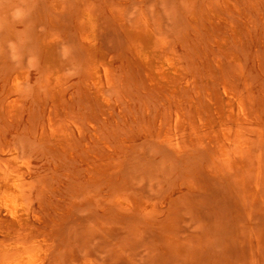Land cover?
<instances>
[{
    "label": "rangeland",
    "instance_id": "obj_1",
    "mask_svg": "<svg viewBox=\"0 0 264 264\" xmlns=\"http://www.w3.org/2000/svg\"><path fill=\"white\" fill-rule=\"evenodd\" d=\"M231 1L229 7L224 0H0V146L7 141L15 151L19 148V161L31 166L33 220L46 227L38 237L44 264H264V0ZM211 6L218 12L231 11L225 16L235 27L219 21L218 14L212 19ZM82 8L94 14L99 54L112 62L116 78L106 84L107 101L96 106V114L83 93L92 57L80 43L77 25ZM195 12H203L202 19ZM145 19L159 34L162 29L161 39L174 37L177 44L167 41L176 45L191 72L199 69V77L217 67V47L208 36L211 26L218 38L230 42L231 54L239 57L243 68L229 54L224 56L227 73L242 72V83L248 78L250 97L249 120L241 126L242 145L232 144L228 155L205 135L177 138L157 132L152 115L160 98L145 89L128 64L126 28ZM198 22L203 23L197 26ZM43 41L56 51L61 105L64 101L62 107L76 115L69 112L77 124L74 140L58 152L39 133L47 118L40 101L45 97ZM17 97L22 98L21 105L8 111L7 104ZM89 111L95 114L93 121ZM13 112L22 115L13 119ZM86 148L108 156L107 162H99L101 170L96 168L98 179L91 175ZM87 183L96 202L86 199L87 193L92 197L88 189L85 195L80 189ZM74 191L82 192L86 200ZM83 201L94 205L89 202V208ZM66 208L75 209V215L70 210L64 216ZM56 221L61 229L50 225ZM46 247L54 251L55 260Z\"/></svg>",
    "mask_w": 264,
    "mask_h": 264
},
{
    "label": "bare ground",
    "instance_id": "obj_2",
    "mask_svg": "<svg viewBox=\"0 0 264 264\" xmlns=\"http://www.w3.org/2000/svg\"><path fill=\"white\" fill-rule=\"evenodd\" d=\"M224 1L229 4V7L232 6L231 0H224ZM214 7L211 6L209 9V13H210L211 18H212V15L218 14L219 21H221L225 24H229L232 28L235 27V23L233 22V20L227 19L225 16L226 13L229 14V13H231V11L218 12V8L216 10V8H214ZM222 9L220 8L219 11H221ZM195 14H197V13L195 12ZM199 14H201V16H203V12H201ZM199 14H197V16L201 17ZM197 16L195 15L193 17H197ZM200 19H202V17ZM200 19H198V21L201 22ZM204 20H205V18H204ZM214 21H216V20H214ZM189 23L192 26L191 22H189ZM198 23H197V26L202 25V23H201V25H200V23L198 25ZM216 23H218V22L216 21ZM194 24H195L194 26L196 27V23H194ZM204 26H205V23H204ZM77 27L81 31L80 43L83 46L84 50L92 57V59L90 60V67L88 70V75L84 79V91H83V93H84L85 97H87L90 100V104L92 106V109H89V108L88 109L93 110L96 114V106L101 105L102 103L107 101V99L105 98V91L107 89V88H105L106 84L107 83L110 84L112 81L116 82V78H114V74L112 71V62H110L109 60L107 61L103 54H101V55L99 54L98 43H97L96 37H95V33H96L95 17H94L93 12L90 9H88V8H82L81 9V11L79 13V22H78ZM211 27H212V30L211 29L208 30V33H209L208 36H209V40H212L215 43L214 44L211 41L213 43V45H216V47H217L216 48L217 52L214 51L215 56L217 55L216 56V59H217V67L216 68L217 69L215 68V65H214V68H215L214 72L212 73L210 70H208V71H210L209 75L207 74L208 76H205L206 74H204L203 77L202 76L199 77L200 75L196 74L197 71L199 70L198 69L196 71V69L198 67L200 68V66H198V65H197V68H196V66H194V69L196 68L195 69L196 73L193 71L191 72L189 70V69H191V67L188 66L190 64H188V65L186 64L185 59L181 56L179 51L176 49V47H175L176 45H173L171 43V42H174L172 40L174 37L172 39H170L168 37L169 40H171V42L170 41L168 42L167 41L168 38L166 40L165 39L166 36L164 37L163 35H162L163 39H161L160 35L163 33L162 29L159 27L161 29L160 30L161 34H159L155 24L153 22H151L150 20H146V19L143 20L140 24H138L136 26L126 28V33H127L128 38H129V42H128V64L132 67L131 70L132 71L134 70L133 71L134 74H135V72H136V74L138 73L137 77H140L143 85L145 86V89H148L149 92L152 93V95L153 94L156 95L158 97V99L160 98L159 99L161 101L160 104L159 105L154 104L155 107H156V105H158V106L155 109V114L153 113V115H152L154 117L153 122H154V126L156 127L157 132H165V133H169V134L171 133V134L175 135L177 138H179V137L194 138V137L199 136V135H205L210 144H215L216 146L220 147V149H222L224 154L228 155L229 147L232 146V144L238 143V144L242 145L241 126L249 120L246 108H247V104H248L249 97H250V85L247 81L248 78H246V80H244L243 83L241 82L242 72L237 73L235 71L236 68H237L236 70L238 71L239 67H241V68H243V67L240 64L239 57L234 53L231 54V51H234V50L230 46V42L225 38H218L216 36L215 26L213 25ZM211 27H209V28H211ZM192 29H196V28H193V26H192ZM171 34H174V33H171ZM176 34H178V33H176ZM207 39H208V37H207ZM174 43H176V42H174ZM181 43L183 44V42H181ZM208 44H207V47L210 48L212 46V44L210 46H208ZM205 46H204V48H206ZM212 49H214V48H212ZM212 49H211V52H213ZM42 52L44 53V56H45L44 57V66L46 68L45 77L42 81V88L44 89L45 97L40 99V101L44 104V108L46 109V112H47V118L45 121L43 120L44 123L40 124L42 126H41V129L39 128L40 129L39 133H40L41 140L46 141L47 142L46 144L49 143L50 146L55 148L56 151L58 152L61 149L64 150L65 148H68V146L71 144L72 139L74 140L73 137L77 131L76 130L77 124L75 125L73 120L69 117V116L73 115L71 110L69 111L68 109L62 107V106H64L63 100H62L63 105H61L62 103H61V98L59 96L60 90H59V85H58V82H59L58 69L59 68H58L57 56H56V51L54 49V46L51 45V43H48V41H43ZM207 53H208V51H207ZM229 54L231 56L230 59H232L233 61H235L237 64L240 65L239 67H236L237 65L235 63L236 68H233L234 69L233 72H235L237 74H234V75H232V74L230 75L227 73L228 71L226 68V64H225L226 62H225L224 56H228ZM205 57H207V56H205ZM211 60L215 61L214 55H213V59H211ZM227 60H229V58ZM211 63L213 65V61H211ZM232 64L234 65L233 62H232ZM232 66H230V67H232ZM206 67L207 66H205V68ZM230 72H231V70H230ZM134 74L132 73L133 78L136 76V75L134 76ZM137 77L135 79H138ZM202 78H205L206 81L202 80ZM113 79H115V81ZM18 88H19V86H18ZM18 90L15 92H18ZM7 95L9 96V93H7ZM19 97H22V96H19ZM19 97H17L16 99H18ZM16 99H15V102L13 101L12 103H10L12 101V100H10V102L7 104L8 111L11 112L14 109H16L17 105H19V104L21 105L19 100L22 98H20L18 100H16ZM24 99H25V96H24ZM48 100L52 103V104H50V106H46V105H48L47 104ZM66 104L68 105V107H70L67 102H66ZM73 104H72V106H74ZM79 109H81V108H79ZM44 111L45 110H43L42 112H44ZM69 112L72 113V115H70ZM75 112H77V109ZM78 112L76 113L77 117H78V115L80 116V114ZM90 112L91 111H89V113ZM20 113L16 115L13 112L12 115L14 114L13 116H15V117H12V115H9V117L11 116L14 119L18 115L21 116L22 114H20ZM80 113H82V112H80ZM84 113H86V110L84 111ZM92 114L90 113L89 119L91 118L93 121V118L91 117ZM95 114H93V115H95ZM148 114H150V112ZM7 115H8V112H7ZM87 115H88V113H87ZM41 116H43V115H41ZM150 116H151V114H150ZM44 117H45V114H44ZM74 117H76V115L75 116L73 115V118ZM82 117H83V115H82ZM79 118H81V117H78V119ZM84 118H86V115L84 116ZM80 120H82V118ZM80 120H78V121H80ZM85 121H87V120L86 119L83 120V123H85L84 126H85V130H86V128H87L86 123L87 122H85ZM83 123H82V121L80 122V124L78 122L79 127L77 126L78 130L81 132V134L79 133L81 136L84 133L83 132L84 129L82 128L83 126L80 127V125H82ZM90 125H92V124H90ZM37 127H38V125H37ZM77 136H78V134H77ZM81 138H84V137H81ZM102 139L103 138H101V136H100V140H102ZM4 140H6V137L4 138ZM78 143H80V142H78ZM1 144H2V142H1ZM73 144L75 145V143H73ZM78 146H80V145H78ZM100 146H102V145H100ZM12 147H14V146H10L7 141H5V143L2 146H0V235H1V239H0V264H44V262H43L44 259L42 258V256L44 255L43 247H42V241H40L38 239V237L41 235V233H43V231L46 229V227L42 225L43 223L37 224L33 220V218H34L33 217V213H34L33 205H34V202H36V201L33 200L31 197L32 188H33V184H34L33 183L34 181H32V182L29 181V173L32 174L31 170H30L31 166L29 167L28 165H24L23 163H21L20 161L22 158L19 161V155H20L19 150H18L19 148L16 149L17 151H15L14 150L15 148H12ZM15 147H17V146H15ZM73 148H75V147L73 146ZM50 150L53 151L54 149L53 150L50 149ZM75 150H76V148H75ZM86 150H87V153L89 155L87 157V159L89 161L88 162L89 168L91 169V172H92L91 175L96 176L94 178H97L98 176L95 175L97 173L96 168H98V169L102 168L101 165L99 164V162H105V161L107 162L108 156H106V154H103V153L99 154V152H98L99 150L98 151L95 150L94 152L91 151L90 148H86ZM103 150H105V149H103ZM105 151H107V150H105ZM17 152L19 153V155ZM57 152H54V153H57ZM107 153H108V151H107ZM21 155H20V157H21ZM23 161H25V159ZM103 166H105V165L103 164ZM105 169L103 171H105ZM107 174L105 173V176ZM78 175H76V176H78ZM99 176L101 177V174ZM100 177H98V178H100ZM106 178L108 180V177H106ZM105 179L103 180V182L105 181L108 184L107 180H105ZM93 181L95 182L96 179L92 180V182ZM35 183H37V182H35ZM88 183H90V181ZM88 183L86 184L87 185L86 187L84 185L85 188L83 187V190H82V188H80L82 192L85 190L83 192V195L86 194L85 192L87 189L88 190L90 189V188H87L89 186ZM93 186H95V183ZM102 186H104V184ZM74 189H75V187H74ZM82 192H80V193L77 192V193L81 194V196H83ZM77 193H75V191H74L73 194H77ZM105 193H107V191H105ZM86 195H85L86 199H87V197H88V199L90 197L91 201H92V198L93 199L97 198V197H95V195L93 193L91 194L92 197L89 196L90 194L88 196H86ZM99 195H101V193ZM81 196L78 195V197H81ZM78 197H76V198H78ZM85 197L83 196V198L81 200L85 199ZM105 197L107 198L108 196H105ZM79 199H76V200L79 201ZM38 200H39V198H38ZM76 200H74V202ZM105 200L106 199H104L103 201L105 202ZM107 200H108V198H107ZM41 201L42 200H40V202ZM91 201H89L90 204H88L89 202L86 203L87 201L86 202L83 201V202L86 203V206H87V204L88 205H94L93 203H91ZM74 202H73V204L71 203L72 204L70 206L71 209H73L72 206L74 205ZM93 202H94V200H93ZM95 202H96V199H95ZM43 203H42V205H43ZM69 203H70V201H69ZM77 203H80V201ZM107 204H108V202H107ZM107 204L105 202V205H107ZM40 207H42V206H40ZM45 207L47 208V205H45ZM45 207H43V208H45ZM87 207L90 208L92 206H87ZM103 207H104V209L105 208L108 209V205L106 207L103 205ZM71 209L68 208L66 210V213L64 214V216H67L72 211ZM81 209H82L81 212H83V208H81ZM36 210H35V212H36ZM79 210H80V208L76 212L78 213ZM38 211H40V210H38ZM106 211H108V210H106ZM73 212L75 215V209H74V211H72V214H73ZM35 214L36 213H34V215ZM78 214H80V213H78ZM83 214L84 213H81L79 216L82 215V218L87 219L86 215H83ZM38 215H40V214H38ZM41 215H43V214H41ZM88 215H89V213H88ZM76 216H77V214H76ZM70 217H71V215H70ZM82 218H80V219H82ZM65 220H67V218ZM65 220H64V222L67 224L68 220L67 221H65ZM82 220L84 221V219H82ZM88 220H89V218H88ZM80 221L81 220H79L78 222H80ZM64 222L62 221V224ZM60 224L61 223L57 222V221L54 223H50V225H53V227H55V228L59 227ZM62 227H63V229H62V231H63L64 226H62ZM59 228L57 231L60 234L61 230L59 231ZM49 231H51V230H49ZM56 232H54L55 234H52V235L58 236V234H56ZM40 237H43V235ZM47 239H48V237H47ZM53 240H55V239H53ZM51 244H52V242H51ZM51 244H50V246L52 247L53 244L52 245ZM47 248L48 247H46V249ZM49 248L47 249L48 251H50ZM52 249H53V247H52ZM53 252H54L53 250L50 251V253H51L50 257L52 256ZM47 255H49V254L46 253L45 257H47ZM52 257L54 258V256H52ZM53 260H55V258ZM48 263L50 264V261ZM53 264H54V261H53Z\"/></svg>",
    "mask_w": 264,
    "mask_h": 264
}]
</instances>
